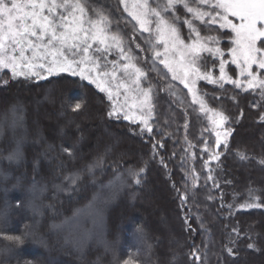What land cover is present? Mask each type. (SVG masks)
Wrapping results in <instances>:
<instances>
[{"label":"trees","instance_id":"16d2710c","mask_svg":"<svg viewBox=\"0 0 264 264\" xmlns=\"http://www.w3.org/2000/svg\"><path fill=\"white\" fill-rule=\"evenodd\" d=\"M92 2L111 12L112 31H117V26L123 30L125 50L131 48L134 62L147 74L141 83L143 87L152 85V114L148 119L153 131H142L140 121L125 120L121 113L108 116L111 102L106 93L78 77L65 73L46 80L20 77L9 80L5 86L2 81L10 73L0 72V120L10 105L22 104L29 139H35L37 127L44 138L39 145L26 146V164L19 169L6 161L0 164V168L11 174L6 184L0 183V204L5 198L3 189L7 187L10 189L7 199L12 205L8 223L0 226V231L8 234L24 231L34 237L24 245L0 240V264H114V256L123 261L130 254L142 264H264V208L237 207L252 202L250 189L255 190L253 196L264 197V165L259 163L264 159V121L259 119L264 114V99L259 90L237 89L226 82L221 88L207 80H197L195 90L199 98L209 109L223 111L229 117L224 125L232 130L229 146L225 148L222 143L216 148L215 132L209 120L212 113L200 111L188 89L154 59L153 52L145 57L138 52L136 43L142 40L133 32L134 21L124 11L123 4L119 0ZM229 45L225 43L222 47L226 50ZM205 55L206 66L201 71H212L219 77L218 57ZM225 69L235 78L234 65H226ZM174 88L178 95L173 94ZM68 99L73 103L84 100V110L71 112L64 104ZM10 137L6 130L5 140ZM206 142L209 149L221 153L219 161H210L211 172L204 167L210 156L203 151ZM46 144L55 145L47 158L40 156ZM61 144L74 145L75 157L63 154ZM237 150L245 152L248 159H240ZM101 155L105 156V167L103 172L96 171L95 183L85 173L71 195L55 190L54 185L60 184L64 175L84 169ZM36 156L41 159L37 189L28 199L39 207V214L27 206L15 207L16 200L24 196L23 189L30 184L32 160ZM117 164L121 172L144 167L142 183L119 193L114 189L100 195L101 234L85 240L79 234L75 236L68 225V228L64 226L93 202L112 179ZM25 168L27 176L22 180V189H12L15 177ZM193 169L199 177L196 181L192 175L186 176ZM209 175L214 180H208ZM214 183L219 187H214ZM182 196L186 197L183 203ZM230 204L232 208L228 207ZM234 228L237 232H233ZM249 236L256 241L259 251L247 248L252 242ZM232 240L239 251L236 257L225 251V245L231 246ZM83 241L86 243L82 251L73 246ZM106 243L109 251L105 250ZM197 246L201 262L190 259L192 249Z\"/></svg>","mask_w":264,"mask_h":264},{"label":"snow or ice","instance_id":"6c2138e0","mask_svg":"<svg viewBox=\"0 0 264 264\" xmlns=\"http://www.w3.org/2000/svg\"><path fill=\"white\" fill-rule=\"evenodd\" d=\"M119 2L124 5V11L136 21L139 29L150 34L146 43L151 46L154 59H158L172 73L173 79H178L184 84L192 95L193 103L199 104L201 112L212 113L209 120L215 132L216 148L222 143L227 148L232 130L224 128V125L229 121V117L223 111L209 109L205 101L197 95L195 86L197 80H207L221 88L226 82L237 89L259 90L261 98L264 99V0H134L131 5L127 0ZM111 15V12L95 5L92 0H0V72L10 73L9 78L2 81L3 85L6 86L9 80L20 77L28 80H46L61 73L72 78L78 77L80 81H87L107 94L111 102L108 116L123 112L125 120L135 122L138 119L142 131L151 133L153 129L148 117L152 114V85L141 86V78L147 79V74L133 62L131 48L125 50L123 30L117 26V31H112ZM151 25L154 27H150ZM181 26H187L188 37L182 35ZM204 31H214L216 34L202 35ZM225 43L230 44L226 50L222 47ZM159 45H163L162 52L158 50ZM136 47L140 48V45L137 44ZM114 50H118L119 59L109 60L108 57ZM205 54L219 58V77H215L212 71H201L202 66H206ZM161 56L164 58L160 59ZM226 56L230 57V60L225 59ZM229 64L238 69L235 78L225 70V66ZM213 67L215 68V59ZM118 72L122 73L127 82L118 78ZM121 88L125 94L124 104H119L114 99V95H120ZM129 92H134L136 96L134 102L125 110ZM64 104L73 113L82 112L85 107V101L82 99L74 103L68 99ZM133 108L140 109L139 116L130 115ZM25 112L22 104H12L3 113L0 120V164L6 161L8 165L19 169L26 164V146L44 142L38 127L35 129V139H29ZM259 119L264 121V114H261ZM68 123L71 124L72 121ZM79 129L77 124L76 130ZM6 130L11 133L8 140H5ZM60 133H63V128ZM207 143L203 151L209 152L210 156L209 160L204 161V167L211 172L210 161H219L221 153L209 149ZM74 147L61 144L60 150L74 158ZM54 148V144H46L40 156L47 158ZM237 155L242 160L248 159L245 152L237 150ZM40 156L33 158L30 184L23 189L24 196L16 200L15 204L16 208H31L34 214H39L40 209L28 196L34 194L37 189L36 175L40 168ZM259 163L264 165V159ZM63 166L61 163L60 167ZM104 167L105 156L101 155L84 169L64 175L63 181L54 185V188L57 192L71 195L78 189L85 173L92 177V182L95 183L96 171L103 172ZM144 172V167L128 168L121 172L120 165L117 164L113 167L114 175L106 187L115 186L116 193H119L125 188L140 185ZM194 173L193 169L186 173V176L192 175L196 181L199 177ZM10 175V172L0 168V183L6 184ZM26 176L25 168L23 173L15 177L16 182L12 189H22V180ZM207 179L214 180L211 175ZM214 187L218 188L219 185L214 183ZM8 191L10 189L7 187L3 189L5 198L0 204V226L7 225L12 210V205L7 199ZM254 191L249 190L252 202H245L237 207L264 208V197L253 196ZM185 199L186 197L182 196L181 202ZM228 207L233 206L230 204ZM185 223L188 224L187 219ZM200 227L204 230L203 223ZM188 228H191L190 224ZM233 232H237V229L234 228ZM29 239H34L29 232L8 234L6 231H0V240L16 245H24ZM249 240L252 242L248 243L247 248L259 251L253 237L249 236ZM85 243L86 241L76 242L73 246L82 251ZM230 244L231 246L225 245V251L229 256H238L236 241L232 240ZM198 249L199 246L192 249L190 259L201 262ZM105 250H110L107 243ZM113 261L114 264H142V261L133 258L132 254L123 261H118L114 256Z\"/></svg>","mask_w":264,"mask_h":264},{"label":"rangeland","instance_id":"374dc122","mask_svg":"<svg viewBox=\"0 0 264 264\" xmlns=\"http://www.w3.org/2000/svg\"><path fill=\"white\" fill-rule=\"evenodd\" d=\"M127 3L129 5H131L132 3H134V0H127ZM123 7H124V5H123ZM181 12H183V10H181ZM127 14H128V12H127ZM131 19H132V17H131ZM133 21L135 24V26H132L133 32L134 33L136 32V34H138V36L142 40L141 42L143 44L145 43V45H143L142 43L137 42L136 45L137 44L140 45V48H137V49H138V52L141 53V55H143V57H145V56H147L146 55L147 53L149 55L152 52L151 46L148 43H146V41H148L150 39V34L149 33H143L142 30L139 29V26L136 24V21L135 20H133ZM150 27H154V25H151ZM182 27L184 28V30L182 29ZM181 32L183 35H186L188 37L189 32H188L187 26H181ZM202 35H208V34L202 32ZM229 47H230V45H229ZM141 49H143V50H141ZM158 50H160L162 52L163 51V45H159ZM136 56L137 55L135 54V57ZM108 58H109V60H118L119 59L118 50H114L111 53V55H109ZM163 58H164L163 56L160 57V59H163ZM170 58H172V57H170ZM227 59L230 60V57H227ZM124 62H126V61H120V63H124ZM133 62H134V60H133ZM136 65L138 66L137 63H136ZM108 67H109V69H111V64H109ZM235 68H236V66H235ZM237 71H238V69H236V73H237ZM226 72L228 73V70H226ZM236 73H235V75H236ZM117 75H118L119 79H124L127 82L126 78L123 77L122 73L118 72ZM171 75H172V73H171ZM228 75H229V73H228ZM141 86H142V83H141ZM195 88H196V86H195ZM114 91H115V88H114ZM119 92H120V95L118 97L114 95V99L117 100V102L119 104H124L125 103L124 89L121 88L119 90ZM172 92H173V94L178 95L176 88L172 89ZM127 95H128V102L125 105V110H127L128 106H130L134 102V98L136 96V94L134 92H129ZM121 114L123 115V112H121ZM145 114H146V112H145ZM130 115L139 116L140 115V109L139 108H133ZM136 121H139V120L137 119ZM185 150H186V146H185ZM183 156H186L184 151H183ZM106 185H108V183ZM106 185L102 188L101 192L96 195L95 199L93 200V202L90 205L83 208L81 211L77 212L76 215L74 216L72 222H69L64 226L66 228L68 225V227L71 229V233H73L75 236L79 234L80 236L83 237L82 239L85 240V238H87V237L92 238L95 236V238H98V234H101L102 231H101L100 209L102 208L101 203L103 200L100 199V195L108 194V192H111L114 189H116L115 186L106 187Z\"/></svg>","mask_w":264,"mask_h":264}]
</instances>
